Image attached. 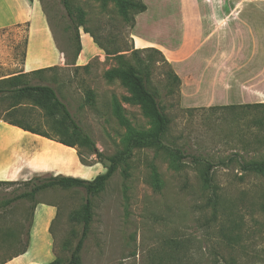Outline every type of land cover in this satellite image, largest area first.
<instances>
[{
	"label": "rangeland",
	"instance_id": "rangeland-1",
	"mask_svg": "<svg viewBox=\"0 0 264 264\" xmlns=\"http://www.w3.org/2000/svg\"><path fill=\"white\" fill-rule=\"evenodd\" d=\"M125 2L123 13L116 0L106 7L99 0L0 1L6 12L1 22L14 18L20 24L0 30V79L23 74L21 85L53 88L102 154L98 158L86 147L75 148L77 165L57 169L52 177L92 181L106 172L107 158L124 151L127 130L115 115V101L136 131L151 130L141 105L126 101L131 94L121 81L106 78L111 69L131 65L142 72L169 122L163 145L133 149L105 190L89 196L93 218L81 264H264V174L244 169L264 163V106L182 107L163 53L133 47L131 25L143 0ZM60 51L62 66L23 73L25 64L58 63ZM147 63L151 66L143 69ZM0 112L55 140L65 133L60 116L51 118L30 99L2 97ZM175 150L184 156L179 168L173 165ZM209 165L212 182L207 187ZM29 172L34 173L31 180L47 179L38 178L42 174H35V168ZM7 183L0 185V262L28 247L35 264L55 259L69 264L82 231L74 216L82 210L86 191L48 189L33 202L15 199L29 186ZM38 205L45 206L35 213ZM47 206L57 209L50 228L53 258L47 249Z\"/></svg>",
	"mask_w": 264,
	"mask_h": 264
},
{
	"label": "crops",
	"instance_id": "crops-1",
	"mask_svg": "<svg viewBox=\"0 0 264 264\" xmlns=\"http://www.w3.org/2000/svg\"><path fill=\"white\" fill-rule=\"evenodd\" d=\"M143 3L146 11L135 16L130 33L133 47L154 48L163 53L167 65L180 80L182 107L264 103V0H154V3L143 0ZM3 9L0 3V30L20 26L14 18L11 23H2L1 17L6 15ZM64 63L60 51L58 63L34 68L25 64L23 73L60 67ZM76 156L74 148L0 119V174L3 175L0 180L3 182L30 181L34 173L29 168H35V174H42L38 178H49L57 169L64 171L77 165ZM41 206L45 205H38L34 212ZM47 207L51 210L48 224L51 242L47 249L53 258L50 228L57 209ZM0 264L35 263L29 258L27 247L25 253L19 251Z\"/></svg>",
	"mask_w": 264,
	"mask_h": 264
},
{
	"label": "trees",
	"instance_id": "trees-1",
	"mask_svg": "<svg viewBox=\"0 0 264 264\" xmlns=\"http://www.w3.org/2000/svg\"><path fill=\"white\" fill-rule=\"evenodd\" d=\"M101 1L103 7H106L107 2L109 0H99ZM118 5L120 6L123 13L126 12L127 4L125 0H116ZM65 8L67 9L69 15L72 17V12L68 3L65 1ZM146 11V6L141 3L138 6V9L135 12V16L137 14L143 13ZM135 25V19L133 18L131 28ZM136 51H147L151 53L160 54L162 57V53L154 48L141 49ZM123 57V56H119ZM150 63H153L154 60L152 56H149ZM150 63L144 65L143 69H146L151 66ZM41 71V70H38ZM37 72V71H36ZM21 75L13 76L10 78L0 79V98L5 96H11L13 100L18 99H30L36 105L43 108L48 116L51 118L56 117L57 115L61 117L59 123L64 126V135L62 138L56 139L52 138L48 134L40 133L30 126H27L24 122L20 120H16L11 118L10 116L2 118L0 112V119H3L10 125L16 126L24 131L37 134L39 136L45 137L50 140H55L60 144H63L70 148H78V147H86L91 152L97 154V157H102L92 141V139L84 132V130L79 126V124L72 118L67 106L60 101L57 96L56 91L49 86L42 85H21L20 77ZM170 75L178 83L180 86V80L174 73L172 69H170ZM106 78L109 81L120 80L121 84L129 91L131 97L125 98L127 102L140 104L143 108L144 114L151 119L152 128L149 132H138L131 125L130 121L125 117L124 110L121 105L115 101L114 110L117 119L120 124L123 125L127 130V136L125 138V149L123 152L107 158L109 162V166L106 169L104 174L97 176L92 181H86L75 177H65V176H57V177H49L46 180H31L29 182H25L24 185L29 186V190L17 196L15 199H25L29 198L33 202L38 193L48 190V189H72V188H83L88 197L82 207V210L75 214V221L82 224V231L80 237L77 241L76 246L74 247L69 264H81L80 261V253L82 251L84 242L89 235L92 218H93V204L89 196H94L102 193L109 180L112 178L114 173L117 170L119 164L124 163L125 157L129 155L133 149L135 148H143L145 146H161L163 145V139L168 131V119L166 115L161 110L158 100L156 96L148 89L147 87V79L142 74V72L138 71L131 65H124L117 69H111L106 73ZM19 104V102H18ZM262 104L255 105H241L240 107H262ZM239 106H227V107H215L213 109H224V108H235ZM16 105L12 107L15 109ZM6 118V119H5ZM68 125V127L66 126ZM173 165L176 168H179L181 165V160L184 159V156L178 151L175 150L172 152ZM247 171H255L260 174H264V163H254L244 167ZM212 165H209L208 169L204 173V184L205 186H211L212 182ZM8 184L7 182H0V185ZM35 206H33L34 210ZM26 248L21 251V254L25 253ZM61 261L55 259L52 264H60Z\"/></svg>",
	"mask_w": 264,
	"mask_h": 264
}]
</instances>
